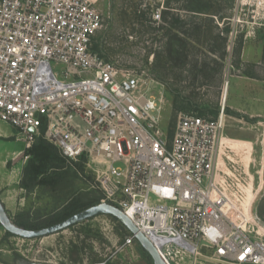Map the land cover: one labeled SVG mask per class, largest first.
Instances as JSON below:
<instances>
[{
  "label": "built area",
  "instance_id": "obj_1",
  "mask_svg": "<svg viewBox=\"0 0 264 264\" xmlns=\"http://www.w3.org/2000/svg\"><path fill=\"white\" fill-rule=\"evenodd\" d=\"M98 2L0 0V122L27 147L41 136L81 161L100 202L126 214L166 264H264L255 219L218 183L224 109L215 118L180 113L169 135L153 80L93 49L105 23ZM157 2L150 21L160 24ZM136 241L128 231L120 250Z\"/></svg>",
  "mask_w": 264,
  "mask_h": 264
},
{
  "label": "rangeland",
  "instance_id": "obj_2",
  "mask_svg": "<svg viewBox=\"0 0 264 264\" xmlns=\"http://www.w3.org/2000/svg\"><path fill=\"white\" fill-rule=\"evenodd\" d=\"M98 4L105 23L93 38V49L153 80L150 92L156 97L163 94L162 126L169 135L180 113L215 118L224 109L218 183L255 219L264 236V0H164L165 19L160 24L150 21L157 0ZM174 17L179 22L172 25ZM31 146L16 127L0 122V200L13 221L43 222L72 198L101 194L93 173L70 161L40 176L47 182L23 187L22 171ZM251 196L253 214H249ZM127 232L110 215L33 239L10 235L0 225V262L86 264L105 259L107 264H124L133 258L132 249L148 257L138 241L132 249L120 250Z\"/></svg>",
  "mask_w": 264,
  "mask_h": 264
},
{
  "label": "trees",
  "instance_id": "obj_3",
  "mask_svg": "<svg viewBox=\"0 0 264 264\" xmlns=\"http://www.w3.org/2000/svg\"><path fill=\"white\" fill-rule=\"evenodd\" d=\"M164 13L166 12L164 11ZM162 18L165 19L163 15ZM176 22H179L178 17L173 18L172 25L175 24ZM227 30L228 29H226V32ZM223 39L226 40V36ZM199 113H202V111L200 110ZM27 152L28 154H30V158L23 167V171H22L23 187H28L30 182L33 184L47 182L49 180L48 178L45 177L42 178L40 176H43V174H45L49 168H52L64 161H70L81 170H83L85 166L81 161L67 160L66 158L62 157L57 147L49 143L41 136L36 138V140L33 142L32 146L27 150ZM101 197L102 194H100L96 198L87 197L86 199H83V198L75 197L70 199L65 205H63L62 210L60 212L56 214L54 213L53 215L45 219L43 222L29 223L24 221H14V223L25 228H41V227L49 226L69 217L70 215L88 206L99 203ZM252 203H253V196H251L249 208H251ZM16 259H19V257H17ZM148 260L152 264L151 258L149 256H148Z\"/></svg>",
  "mask_w": 264,
  "mask_h": 264
},
{
  "label": "water",
  "instance_id": "obj_4",
  "mask_svg": "<svg viewBox=\"0 0 264 264\" xmlns=\"http://www.w3.org/2000/svg\"><path fill=\"white\" fill-rule=\"evenodd\" d=\"M102 214L110 215L120 221L122 225H124V227L135 236L139 244L148 253L149 257L151 258L152 264H166L160 257L152 242L141 231H139L133 221L118 207L108 202H99L88 206L70 215L69 217L49 226L41 228H25L14 223V221L6 211L3 202L0 200V225L5 229V231L11 233L14 236H18L24 239L40 238L43 236L51 235ZM20 264L52 263L22 260Z\"/></svg>",
  "mask_w": 264,
  "mask_h": 264
},
{
  "label": "crops",
  "instance_id": "obj_5",
  "mask_svg": "<svg viewBox=\"0 0 264 264\" xmlns=\"http://www.w3.org/2000/svg\"><path fill=\"white\" fill-rule=\"evenodd\" d=\"M223 140H224V133L221 135V143H220V148L218 151V162L221 159ZM219 165H221V162H219ZM131 254L133 258L124 264H151L150 261L148 260V257L144 255L138 249H135V250L133 249V253ZM0 264H6V263L0 262ZM198 264H223V263H220L212 258L204 257L199 260Z\"/></svg>",
  "mask_w": 264,
  "mask_h": 264
},
{
  "label": "bare ground",
  "instance_id": "obj_6",
  "mask_svg": "<svg viewBox=\"0 0 264 264\" xmlns=\"http://www.w3.org/2000/svg\"><path fill=\"white\" fill-rule=\"evenodd\" d=\"M227 93H228V81H226V82L224 83V86H223L222 97H221V101H222V105H223V106H224L225 101H226ZM222 117L225 118V114H224V112H223V114H222ZM220 143H221V137H220V142H219V148H220ZM218 151H219V149H218Z\"/></svg>",
  "mask_w": 264,
  "mask_h": 264
}]
</instances>
